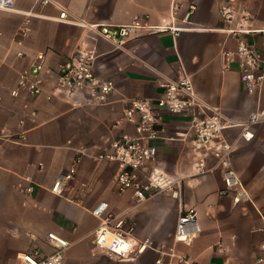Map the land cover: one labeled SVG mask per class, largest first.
Masks as SVG:
<instances>
[{
  "label": "crops",
  "instance_id": "0c3cea01",
  "mask_svg": "<svg viewBox=\"0 0 264 264\" xmlns=\"http://www.w3.org/2000/svg\"><path fill=\"white\" fill-rule=\"evenodd\" d=\"M173 1L178 10L171 19ZM226 1L58 0L69 13L67 20L59 19L58 6H39L36 0H17L14 10H0V264H18L17 254L35 245L49 251L48 233L70 243L63 264H176L159 254L170 248L200 264H264V124L252 128L249 141L237 127L223 130L233 145L232 168L245 191L239 202L234 193L219 194L224 187L219 168L194 175L193 130L184 116L163 113L151 164L181 178L179 200L159 194L137 204L131 192H116V165L96 159L119 134H134L129 124L115 125L131 98H156L162 93L160 83L183 75L227 124H240L264 109V85L246 90L236 58L226 65L222 61L223 52L236 49V38L224 30L219 16ZM237 2L253 18L254 32L241 38L254 46L264 66V0ZM136 17L150 28L138 30L119 47L92 27L128 24ZM163 19L173 31L155 29ZM27 21L29 34L18 45L16 32ZM19 51L23 56H17ZM78 52H91L95 76L113 83L107 102H89L85 92L52 100L11 96L18 74L39 55L48 90L60 64ZM23 131V142L8 139ZM76 157V178L63 196L52 194L54 180ZM28 186L33 187L29 195L23 191ZM101 202L132 226L136 243L148 241L143 254L117 261L94 252L91 239L99 220L92 210ZM188 208L196 210L201 232L185 245L174 241V231L181 211Z\"/></svg>",
  "mask_w": 264,
  "mask_h": 264
},
{
  "label": "built area",
  "instance_id": "2783aa9c",
  "mask_svg": "<svg viewBox=\"0 0 264 264\" xmlns=\"http://www.w3.org/2000/svg\"><path fill=\"white\" fill-rule=\"evenodd\" d=\"M17 0H0L1 11L14 10ZM39 6H58L59 19L67 20L68 11L61 7L58 0H36ZM194 6H190L193 10ZM178 4L173 1L170 9V18L177 15ZM219 16L225 24L224 30L236 38L234 52H223L222 61L227 62L236 58L245 88L248 91L258 90L264 85V66H262L254 46L244 41L241 36L254 32L251 14L238 5L237 0H227L219 8ZM188 17L186 14L183 21ZM163 25L156 26L160 31L172 30L165 19ZM93 30L106 41L117 47L136 34L138 30L150 28L138 17L130 23L110 26H92ZM29 23L25 22L16 32V43L22 42L29 34ZM23 56V52H17ZM94 56L91 52H78L65 59L59 66L54 83L50 89L45 88V65L43 55H39L37 62L22 70L17 77L15 87L10 94L14 98L28 96L32 99L44 95L46 100H52L64 94L68 97L77 92H85L88 101L103 104L107 102L114 89L110 81L101 82L94 74ZM162 89L156 98H131L122 110L116 126L129 124L134 128V134L123 132L112 140L108 149L96 156L97 160L116 165L114 184L119 194L131 192L132 198L140 204L155 195L167 194L179 200L182 194L181 178L168 174L152 167L157 156V149L153 142L159 137L161 130L158 124L162 121L163 113L173 116L189 118L193 130L194 161L192 169L194 175L203 176L210 173L215 167L222 172L224 187L219 194L222 196L234 193V201L239 202L245 195L244 188L231 165L233 145L223 137V130L237 127L240 136L246 141L253 138L252 128L264 124V109L251 113L240 124H227L223 121L218 108H210L197 95L191 79L187 75L176 81H165L159 84ZM35 116V112H31ZM24 125V121H20ZM11 142L20 143L26 139L25 131L17 136L8 138ZM214 160L215 166H209L208 161ZM80 157H76L69 167L58 174L50 192L63 196L68 185L76 178ZM41 167V166H40ZM24 193L29 195L33 187L28 186ZM92 215L99 220L91 244L94 252L115 259L117 261H132L143 254L148 241L136 243L132 236V226L127 225L124 218L109 211L106 202L99 203ZM201 232L194 208L181 211L174 231V241L189 245ZM46 244L49 251L35 245L31 251L21 252L16 258L18 264H63L65 251L70 243L54 233L46 235ZM264 248V244L261 245ZM159 254L175 260L176 264H200L196 260L177 254L173 248L162 249ZM262 261V260H261ZM160 264V260L156 261Z\"/></svg>",
  "mask_w": 264,
  "mask_h": 264
}]
</instances>
